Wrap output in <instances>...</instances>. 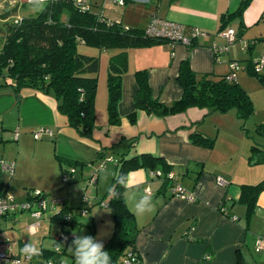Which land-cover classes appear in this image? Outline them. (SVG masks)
<instances>
[{
	"label": "crops",
	"instance_id": "0c3cea01",
	"mask_svg": "<svg viewBox=\"0 0 264 264\" xmlns=\"http://www.w3.org/2000/svg\"><path fill=\"white\" fill-rule=\"evenodd\" d=\"M86 1L93 7L95 5V12H102L108 19L122 22L129 27L146 29L156 19L159 26L166 22L179 25L186 37H191L195 30H200L205 35L199 36L193 47L171 42L127 50L129 68L122 80V99L118 106L121 122L118 125L109 123L107 75L109 59L119 50L86 49L89 50L84 51L86 54L99 56L101 60L96 98V129L93 136L82 138L77 131L70 128L67 118L59 114L57 101L52 95L26 88L17 95L21 97V102L26 98L36 100L52 117L47 121L42 119L36 125L54 129L56 133H52L56 138L54 137L53 141L69 145L67 150L60 151V155L57 156L80 164L94 162L99 159L100 153L106 157L107 151L118 147L115 158L112 157L115 162L119 154L127 151L126 140H137L133 154L162 157L174 168L172 171L176 173L177 181L185 187L186 194L194 193L195 201L182 199L173 195L171 190L173 181L169 180L166 183L163 178H152L151 173L144 169L131 172V183L128 187L138 189L141 193L147 188L150 189V195L156 204L154 213L144 217L135 216L137 225L135 245L138 258L132 264H264V191L249 217L247 205L240 201L242 186L257 185L264 181V163L253 165L249 162L250 149L255 142H251L248 148L244 142L246 140L243 141L241 135L240 145L229 147V150L227 148L224 154L222 150H216V147L210 149L195 145L190 138L194 131L215 139L221 134V128L214 134V131L209 132L200 127L203 117L213 114L207 109L190 108L185 113L165 118L139 111L136 123L130 121V116L135 111L134 96L138 91L136 72L139 70H148L154 96L163 103L171 104L182 95L177 77L181 63L185 60L190 62L192 70L197 74L224 76L229 73L228 64L230 65L232 61H241L246 66L245 63L250 59L253 62L263 59L264 54L259 56L253 49L246 55L247 52L244 51L246 44L243 43L242 49L237 43L263 41L264 28L259 24L264 22V0H252L241 19H233L230 26L224 30H221V18L236 12L243 0H128L125 7H114L107 2L108 0ZM7 2L15 3L9 0ZM240 22L245 27L243 36L228 46L220 34L229 28L238 31ZM252 27H255L253 37L245 38L246 31ZM225 47L226 50L218 51ZM239 72L238 83L248 93L250 89L264 90L259 82V85L253 83L252 88H249L251 83L247 79L248 76L239 75ZM239 127L236 125V131ZM246 136L250 138L248 134ZM112 173L110 184L116 170ZM219 176L228 181V186L218 184ZM100 178L97 181L98 186ZM11 185L13 186L12 181ZM99 188L97 187L94 204L86 218L80 219L76 225L87 226L93 222L94 237L102 239L105 246L114 233V217L109 207L98 204L101 200L106 203L109 201V198H104L108 189L102 196ZM65 206L78 209L68 204ZM127 206L131 208L130 204ZM55 210L58 213L62 208ZM23 212L19 210L5 217L0 232L2 239H9L3 237L5 231L15 229L20 231L26 229L29 221L34 222L31 215L30 218L20 215ZM54 214L55 211L49 218V228L45 229L44 213L35 236L42 227L45 229L44 237L47 230L52 231V225H57L61 230L60 223L53 222ZM88 219V222H84ZM25 241L27 240L21 236L17 242L19 251L16 252V249L10 251L13 258L21 257L20 251L23 250ZM261 241L262 244H259ZM31 242L39 248L37 242ZM41 242L40 249H52L45 247L42 239ZM125 259L122 258L119 264H124ZM38 262L45 263L44 260L30 259L26 264Z\"/></svg>",
	"mask_w": 264,
	"mask_h": 264
},
{
	"label": "trees",
	"instance_id": "16d2710c",
	"mask_svg": "<svg viewBox=\"0 0 264 264\" xmlns=\"http://www.w3.org/2000/svg\"><path fill=\"white\" fill-rule=\"evenodd\" d=\"M127 2L128 0L126 4ZM251 2L252 0H243L236 12L224 15L221 18V30L230 26L233 19H241ZM32 4L35 3L32 2ZM39 4L44 6L36 16L18 18L6 25V39L0 52V81L4 80L7 84V79H12L11 86L16 95H20L26 88L52 95L57 101L59 112L67 118L69 125L80 136L91 138L96 129V98L101 60L99 56L86 54L79 48L87 46L99 51L118 49L119 52L109 59L107 88L109 123L120 124L118 106L122 99V80L129 68L127 50L177 42L167 37L150 35L147 33V28L139 29L126 26L122 22L112 21L104 13L95 12V5L93 7L86 0L83 3H78V0H51ZM11 13L4 12V19L7 20L6 17ZM244 31V24L240 22L237 31L239 40ZM256 43L255 40L248 43L250 50ZM193 46L195 43L190 47ZM232 62L238 63L264 87V71L258 72L255 62L250 59L245 63L246 66L241 61ZM237 73L230 69L224 76L197 74L192 70L190 62L185 60L181 63L177 77L182 95L177 101L166 104L154 96L148 70H139L136 72L138 91L134 96L135 111L131 114L130 121L136 123L139 111L165 118L185 113L190 108L207 109L210 112L219 113L235 109L238 118L243 122L244 130L247 131L245 124L255 114V108L249 93L238 83L237 76L232 78ZM1 86L3 84H0ZM196 125L198 126V123ZM257 132L264 137V124L257 127ZM190 138L195 145L210 149L216 142L215 138L199 131H194ZM126 141L128 149L119 154L114 162L116 175L104 197L109 198V201L106 203L101 200L98 203L109 207L114 217V233L105 245V250L111 257V264H119V261L129 254L138 258L135 245L136 220L123 198L125 188L117 182L119 176L144 169L150 173H161V176L156 178H163L168 183L170 180L168 175L174 169L162 157L133 154L137 140ZM250 151V163L253 165L264 163V148L253 143ZM102 154L100 153V159L103 158ZM57 159L63 174H67L70 167L85 165V163L64 160L59 156ZM4 163L12 162L0 160V196L6 195L12 187L11 182L8 184L5 182V177L10 175L3 170ZM173 183L181 184L177 179ZM241 190L240 201L247 205L249 217L257 206L260 194L264 191V181L257 185L242 186ZM114 193L121 195L115 196ZM40 199L49 200L48 195L42 191L39 195L34 194L33 189L27 192L26 203L33 204ZM60 206H62L60 212L53 210L55 214L52 219L53 222L60 223L62 232L68 231L67 229L75 226L80 219L86 218L80 216L84 208L74 210L66 207L65 202H62ZM67 215L72 216L70 222L65 220ZM87 226L90 228L91 236L94 237L95 224L91 222ZM41 251V256L32 259L56 263L57 256L66 254V249L43 248Z\"/></svg>",
	"mask_w": 264,
	"mask_h": 264
},
{
	"label": "rangeland",
	"instance_id": "374dc122",
	"mask_svg": "<svg viewBox=\"0 0 264 264\" xmlns=\"http://www.w3.org/2000/svg\"><path fill=\"white\" fill-rule=\"evenodd\" d=\"M3 1L5 0H0V52L6 39V25H8V23H13L14 20L18 18L36 16L44 6L39 3L32 4L29 0H9L15 1L14 4L9 2L10 6H13L15 9H12L11 7L9 12L12 13L10 16L6 17L8 18L6 20L3 16L6 9ZM107 2L114 7H121L111 0H108ZM259 25H261V28H264V22ZM254 31L255 27L247 30L245 38H252ZM222 35L223 33H221L220 36L224 38ZM224 39L228 45L227 39ZM243 43L247 45L245 41L237 43V45L243 49ZM226 48L227 47L224 49ZM79 49L81 52H84L89 51L86 49L95 48L81 46ZM253 50L258 52L259 56H262V54H264V41H257ZM244 51L247 52L246 55L251 53L250 48H246ZM228 67H230L229 64ZM240 71L239 75L248 76L247 79L249 83H251V87L249 88H252L253 83H258L255 77L251 76L249 73L245 74L247 71L245 72L242 69ZM12 83L13 80L9 78L7 79V84L4 80L0 81V84H3V86L0 87V160L14 163L13 176L5 177V182H7V184L11 181L13 183L8 194L15 196L18 204H23L26 202L27 192L33 189V192L42 191L46 193L49 200L63 201L65 204L72 205L76 208H91L94 204L97 187H100L99 189L102 196H104L107 189L109 190V180L112 176L105 181L102 177V172L103 169H109L111 172L116 170L112 157L115 158V151L118 147H116L115 150L107 151L106 157L99 158L94 162L85 164L84 166H77L76 173L72 176L70 175V181L66 182L57 155H60V151L67 150L69 145L63 142L58 143L57 140L53 141V138H56L53 133L50 134L45 132L40 137L36 136L37 133L44 129H49L56 133L54 129L36 125V123H40L42 119L47 121L52 119V117L46 113L45 108L41 107L42 105L40 102L36 100L26 98V100L21 102V97H18L15 94L14 88L11 86ZM250 90L251 93L249 92V94L254 103L255 114L247 120V131H245L244 128L240 129L242 126V120L238 118L235 109H231L226 113L212 112L213 114L208 117H203L200 121V123H202L200 127H204V129L209 130V132L214 131V134H216L217 130L219 132V129L221 128V134L218 135L214 148L216 147V150L219 149V151L222 150L223 154L226 152L227 148L229 150L234 146L240 145V141H242L240 140L241 135L243 141L246 140L244 142L247 143L248 148L250 147L251 142H255L257 145L264 148V137L257 132V127L264 124V90ZM59 114L65 117L62 113L59 112ZM236 125L240 126L237 131ZM70 128L72 127L70 126ZM72 129L76 131L74 128ZM246 132H248L251 139L247 138ZM93 175L96 176V179L92 178ZM99 177L101 178L100 185L98 186L97 181L99 180ZM190 191L191 190H189V192ZM87 200L91 203H87ZM61 207L62 206L59 205L57 210ZM52 213V210L45 212V217L43 219L45 229L46 227L49 228V218ZM26 214L29 216H26ZM20 215L30 218L31 213L29 211H24ZM88 221L89 219L84 220V222ZM31 223L32 220L28 222L27 226ZM27 226L26 229L23 228L20 230L22 233L18 231V229L5 231L3 237H8V240L13 242V250L16 249V252L19 251L17 242L21 239V236L27 240L25 243L30 240L37 242L39 248H41L42 244L41 239L44 241L43 244L45 247H51L52 249H57V244L63 245L64 247L59 248V250L66 249V254L61 257L57 256L55 259L56 264L60 262V264H74V257L67 251V247L72 243L74 238L73 234L91 236L90 228L85 225H76L73 227V231L69 228L67 229L68 231L63 232L59 230L57 225H52V231L50 232L47 230L46 237H44V227H42L39 234L35 236V234H31L29 230H27ZM17 227H19V225H17ZM62 235L64 236L61 238ZM12 236H14V238ZM65 237H67V241H65ZM20 252L21 257L24 260L25 255L23 250ZM22 264H26V260H24ZM37 264L46 263L38 262Z\"/></svg>",
	"mask_w": 264,
	"mask_h": 264
},
{
	"label": "built area",
	"instance_id": "2783aa9c",
	"mask_svg": "<svg viewBox=\"0 0 264 264\" xmlns=\"http://www.w3.org/2000/svg\"><path fill=\"white\" fill-rule=\"evenodd\" d=\"M48 1H51V0H40V2H48ZM111 1L118 4L121 7L126 6V0H111ZM29 2L32 3V0H29ZM83 2L84 0H78V3H83ZM147 33L153 36H157V37H167L171 39L172 41H175L177 43H183L187 46H191L199 36L205 35L204 32L200 30H195V32L193 33L191 37H186L184 36L182 32V27H180L179 25L166 22V23H162V26H159V23L156 19H154L150 23V25L147 27ZM222 36H224V38L227 39L228 45H231L237 41V31L233 28H229L227 31L223 33ZM245 48H248V44L245 46ZM222 50H226V49L221 48V50H218V51H222ZM255 65H256V70L258 72H263L264 71V58L255 62ZM230 69L235 72H239L241 69L243 70V68L236 62L230 63ZM236 76L237 75L234 74L232 78ZM45 132H48L50 134L52 133L51 130L44 129L43 131L37 133L36 136L40 137ZM3 170L8 175L13 176L14 163H7V164L4 163ZM75 173H76V168L70 167L68 173L64 174V180L66 182H69L70 175L72 176ZM151 176L152 178H156L157 176H161V173L156 174L155 172H151ZM92 178L96 179V176L93 175ZM168 179L174 182L176 179V173L173 171L170 172L168 175ZM217 181L219 185L224 186V187L228 186L229 184L228 181L224 177H221V176L217 178ZM146 190L149 194H151L150 189L147 188ZM171 190L174 196L180 197L182 199H187L192 202L196 200L194 193H191V195L186 194V189L182 184L173 183ZM34 194L39 195L40 191H36L34 192ZM62 202L63 201L40 199L39 201H36L33 204L26 203V202L23 204H18L16 197L7 193L4 196H0V227L4 221V217L12 214L13 212H16L18 210L29 211L32 217L34 218V222L28 226V230L31 234L36 235L39 231L41 220L43 218L44 213L47 212L49 209L55 210L59 205L62 204ZM86 202L88 203L89 200H87ZM80 213H81L80 216L86 217L88 213V209L84 208ZM65 220L67 222H70L72 220V216L67 215L65 217ZM63 236L64 235H62L61 238ZM259 244H262V241ZM13 245H14L13 242H11L10 240L0 238V264H11V263L22 264L24 260L26 261L30 260L26 256L24 260L22 259V257L13 258L10 254V251L13 249ZM136 261H137V257L133 254H129L126 257L124 263L132 264L133 262H136ZM46 264H56V263L54 261H49Z\"/></svg>",
	"mask_w": 264,
	"mask_h": 264
},
{
	"label": "clouds",
	"instance_id": "9594fccd",
	"mask_svg": "<svg viewBox=\"0 0 264 264\" xmlns=\"http://www.w3.org/2000/svg\"><path fill=\"white\" fill-rule=\"evenodd\" d=\"M33 3H40V0H32ZM113 173L109 169H103L102 177L107 181ZM131 173L121 174L118 178V183L123 186L126 191L123 193V198L126 204L131 205V212L136 217H144L156 211V204L153 197L145 190L141 193L138 189L129 188L131 183ZM115 196H120V193H114ZM72 243L67 247V251L74 257V264H111L109 252L105 250L103 240L99 237L90 235L73 234ZM67 241V237L64 238ZM64 247L57 244V249ZM23 253L28 259L39 257L42 255L40 248L36 247L31 241L25 243Z\"/></svg>",
	"mask_w": 264,
	"mask_h": 264
},
{
	"label": "water",
	"instance_id": "95a60500",
	"mask_svg": "<svg viewBox=\"0 0 264 264\" xmlns=\"http://www.w3.org/2000/svg\"><path fill=\"white\" fill-rule=\"evenodd\" d=\"M4 6L6 8L5 11H10L11 10L9 2L5 1L4 2Z\"/></svg>",
	"mask_w": 264,
	"mask_h": 264
}]
</instances>
